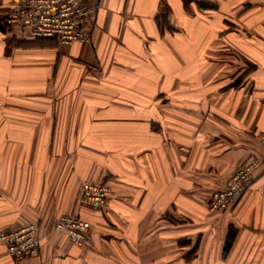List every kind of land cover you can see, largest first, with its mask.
I'll return each mask as SVG.
<instances>
[{
    "label": "crops",
    "instance_id": "0c3cea01",
    "mask_svg": "<svg viewBox=\"0 0 264 264\" xmlns=\"http://www.w3.org/2000/svg\"><path fill=\"white\" fill-rule=\"evenodd\" d=\"M12 1L0 0V232L39 226L24 264H136L153 235L192 242L219 229L220 264H264V0L227 12L238 19L217 31L221 75L216 61L185 70L199 57L185 0H98L91 41L71 45L6 24ZM251 159L252 187L211 212L208 197ZM85 180L112 186L104 209L80 204ZM73 213L93 225L87 247L55 228ZM0 264H15L2 243Z\"/></svg>",
    "mask_w": 264,
    "mask_h": 264
},
{
    "label": "built area",
    "instance_id": "2783aa9c",
    "mask_svg": "<svg viewBox=\"0 0 264 264\" xmlns=\"http://www.w3.org/2000/svg\"><path fill=\"white\" fill-rule=\"evenodd\" d=\"M98 7V0H13L5 23L21 30L30 38H54L62 45L89 43ZM259 138L264 144V131ZM258 165L257 159H251L239 167L223 188L208 197L209 210L213 213H224L233 207L255 183ZM112 193V186L107 182L85 180L81 186L80 204L104 209ZM55 228L65 233L76 245H90L92 225L80 213L61 215ZM0 243L6 246L15 264H24L26 259L37 255L40 250L39 226L29 223L1 231Z\"/></svg>",
    "mask_w": 264,
    "mask_h": 264
},
{
    "label": "rangeland",
    "instance_id": "374dc122",
    "mask_svg": "<svg viewBox=\"0 0 264 264\" xmlns=\"http://www.w3.org/2000/svg\"><path fill=\"white\" fill-rule=\"evenodd\" d=\"M198 1V0H197ZM207 2L210 5L209 8L201 9L202 7L195 3V0H188V3L193 5L191 7L192 11L184 12L185 14V23L184 27H186L189 32H186V35L189 34L191 41H194V51L198 57V64L185 65V70L188 72H192L193 68L194 72H211V62L216 61L218 64L216 65L217 72L220 75L223 73V58H224V44H223V34L219 35L217 33L219 26L224 23L227 16H231L234 19H238V15H227V12L230 9L236 8L235 12L239 14L240 12V4L242 1L240 0H202ZM218 4L222 6V9L219 8ZM233 4L231 7L230 5ZM211 5L215 6L211 7ZM190 9V4H189ZM192 17H189L191 15ZM4 18V17H3ZM3 20V19H2ZM1 21V18H0ZM4 22V21H3ZM199 28H198V27ZM217 29V30H215ZM216 31V32H214ZM217 34L216 38H214V34ZM175 36V35H173ZM189 49V48H187ZM190 50V49H189ZM169 70H175V65L170 63L168 64ZM202 79L197 80V83H201ZM185 83L187 81H184ZM191 82V81H188ZM171 229L174 228L172 224L168 227ZM225 227V226H224ZM182 228V227H178ZM223 228V227H222ZM154 228L151 227L150 230ZM169 229V230H171ZM202 231V227L201 230ZM230 234L233 233V228H230ZM221 235H216L215 238H211V232L209 235L201 234L200 239H195L192 242L188 241L186 238H177L175 235L177 233L168 234L167 238H162L160 240L159 236L153 235L150 240H146L148 242V246L146 250H142L148 255H137L135 260L136 264H220V251L218 247H221V242L224 238V233L222 229H219ZM150 233V232H148ZM181 234L182 231L179 230ZM202 233V232H201ZM182 235V234H181ZM157 236V237H156ZM183 242V244H181ZM215 244V248L211 249V244ZM189 244V245H188ZM184 246V247H183ZM199 247V248H198ZM198 249V250H197ZM212 250V251H211ZM141 252V251H140ZM219 253V255H217ZM122 260L126 263H129L130 260L125 255L120 256ZM218 259L219 261H217ZM133 260V259H132ZM120 261V260H119ZM227 262V261H226ZM239 257L235 256L229 264H238Z\"/></svg>",
    "mask_w": 264,
    "mask_h": 264
},
{
    "label": "trees",
    "instance_id": "16d2710c",
    "mask_svg": "<svg viewBox=\"0 0 264 264\" xmlns=\"http://www.w3.org/2000/svg\"><path fill=\"white\" fill-rule=\"evenodd\" d=\"M185 1H186V3L188 2V0H185ZM198 4H199L202 8H209V7H210V5L207 4V2L202 1V0H199V1H198ZM211 7H214V8H215V6H213V5H211ZM1 27L4 28L3 25H1ZM233 237H234V236H233L232 234H229V237H228V239H227V243H226V249H227V250H228V249L232 246V244H233V240H234Z\"/></svg>",
    "mask_w": 264,
    "mask_h": 264
},
{
    "label": "bare ground",
    "instance_id": "6f19581e",
    "mask_svg": "<svg viewBox=\"0 0 264 264\" xmlns=\"http://www.w3.org/2000/svg\"><path fill=\"white\" fill-rule=\"evenodd\" d=\"M93 226V225H92Z\"/></svg>",
    "mask_w": 264,
    "mask_h": 264
}]
</instances>
